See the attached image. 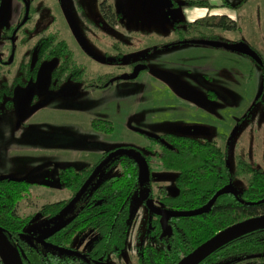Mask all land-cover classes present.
<instances>
[{"label": "rangeland", "instance_id": "rangeland-1", "mask_svg": "<svg viewBox=\"0 0 264 264\" xmlns=\"http://www.w3.org/2000/svg\"><path fill=\"white\" fill-rule=\"evenodd\" d=\"M28 1L34 11L15 38L13 57L6 33L8 27L23 17V2L0 0V51L13 62L0 67V92L3 88H12L18 76H23L26 85L27 71L23 66L28 62L34 64L39 42L54 32H59L73 50L75 59L86 67V79L106 74H130L133 63L139 59H147L149 65V69L143 70L136 79L118 80L106 88L85 90L82 82H52L51 70L58 64L52 60L42 65L37 81L28 82L29 89L43 92L35 95L29 104L31 111L24 117L18 101L26 97L29 89L26 91V87L19 84L23 91L19 87L17 91L14 89V96L0 94V144H5V155L10 157L0 164V174L12 168V177L26 176L24 179L31 182L34 198L24 199L18 205L23 217L34 215L26 229L29 236L36 239L58 224L59 216L45 218L39 213L45 204L71 196L59 179L60 168L67 165L82 168L93 163L92 153L103 146L133 145L148 153L146 145L151 140L141 132L150 135L175 132L215 138L227 149L233 173L239 157L264 168L262 65L245 54L223 48L216 50L194 44L163 48L162 45L177 40V36L173 24L166 19L164 5L157 0ZM103 3L113 7L115 19L104 16ZM254 9L258 13L254 15L256 26L252 33H247L251 30L248 25L230 31L198 27L196 32H204L221 42H237L246 36L259 48L264 61V0H255ZM183 46L186 47L181 48ZM216 51L219 54H211ZM231 54L237 55L239 60H226ZM233 86L242 90L235 91ZM209 87L219 90L221 99L207 97ZM189 92L202 103L192 99ZM92 118L111 120L114 133L95 131L90 124ZM189 125L201 127L194 132L188 129ZM221 133L224 135L220 136ZM151 169L152 182L131 199L125 250L119 256L110 254L100 264H139L142 246L149 243L159 246L157 238L149 233L148 222L149 208L160 205L155 196L149 195L151 191L157 193L160 187H165L171 195L177 194V173L161 168L156 158L151 162ZM121 173L120 166L102 169L92 188ZM234 186L239 191L244 190V177H235ZM97 237L95 230H84L75 236L72 246L80 253L86 252ZM223 264L249 262L239 258Z\"/></svg>", "mask_w": 264, "mask_h": 264}, {"label": "trees", "instance_id": "trees-1", "mask_svg": "<svg viewBox=\"0 0 264 264\" xmlns=\"http://www.w3.org/2000/svg\"><path fill=\"white\" fill-rule=\"evenodd\" d=\"M177 3L182 6L214 8L206 0H182ZM103 5L105 15L115 19L113 8L105 3ZM31 11H34L33 7ZM198 27L234 30L238 25L226 14H207L193 22L178 21L174 25V33L178 39L171 45L212 38L203 34L204 32L197 34ZM52 58L62 61L52 71L54 78L71 73L74 79L84 82L87 88H106L113 84L111 79L114 74L86 79L85 69L77 63L74 52L68 43L60 38L58 32L50 33L40 41L33 65L30 62L23 66L27 71L28 80L36 78L42 62ZM262 66L264 67V63ZM22 77L14 81L12 88H3L0 94L14 95V89L25 83ZM90 124L100 133L113 134L115 131L114 123L108 119L92 118ZM145 135L151 140V146L146 148L148 151L151 149V153L141 152L143 150L138 146L124 145L105 151L97 162L82 168L74 165L60 168L61 184L71 191L72 196L45 204L39 213L45 218L59 216V222L70 217L74 219L65 228L45 239V242H31L23 236L28 234L26 229L33 222L34 215L23 217L18 212V205L24 199L31 201L34 198L31 182L24 178L0 180V226L19 251L24 264H100L105 262L110 254L119 256L123 253L129 237L131 199L150 181L149 179L143 184L140 182L137 161L128 155L112 157L102 168H112L120 164L122 173L110 176L92 188L98 176L96 174L83 195L73 204L72 201L101 162L111 153L124 148L138 150L144 156L149 170H152L151 162L156 158L161 168L177 173V194H169L165 187H160L157 193L150 194V197L156 196L159 199L161 210L187 211L200 208L208 203L217 191L231 182L234 183L235 177L242 176L246 181V188L242 191L236 190L237 195H220L208 213L170 217L166 229L157 210L150 208L149 233L157 238L159 246L151 243L142 246L139 249V264H176L224 228L264 214L263 167H257L249 160L239 157L233 173L228 162V151L216 139L166 133L162 135L164 144L160 146L157 145L156 139ZM151 174L150 171V176ZM71 204V208H68ZM87 229H93L98 234L90 249L83 253L66 252V249L75 250L72 246L75 236ZM239 258L248 260L249 264H264V226L229 241L200 264H223ZM0 264H3L1 259Z\"/></svg>", "mask_w": 264, "mask_h": 264}, {"label": "water", "instance_id": "water-1", "mask_svg": "<svg viewBox=\"0 0 264 264\" xmlns=\"http://www.w3.org/2000/svg\"><path fill=\"white\" fill-rule=\"evenodd\" d=\"M25 5V18L20 24L22 26L29 18L30 14V8L31 5L28 0H22ZM163 3V5L166 7L167 15L175 16V10H174V3L172 0H158ZM18 28L14 31L13 37L15 36ZM185 42V41H184ZM195 43H202V44H209L214 47H224L231 51H237L243 54H246L253 58L258 63H261V58L259 54L251 48L247 43L245 42H237V43H223L220 41H213V40H195ZM147 68V65L145 64H139L137 65L133 72L128 75L124 76H118L112 79L114 80H132L139 76V73ZM116 155H128L130 157H133L139 164V178L140 182L143 184L145 180H147L150 176V170L148 167V164L145 160V158L135 149H120L114 152L109 158H107L101 165L97 167V169L94 171L92 176L86 181V183L81 187V189L78 191L76 196L74 197L72 204L76 202L85 192L88 185L91 183L92 179L95 177V175L100 171V169L106 164L111 157H114ZM7 178L12 179H20L16 177H12L9 175H1L0 180H4ZM226 193H233L237 195L234 187L232 186V183L230 185L220 189L217 191L214 196L200 208L194 209V210H187V211H170V210H158V214L161 216V222L163 224V227L166 229L167 222L170 217H183V216H196L201 215L204 213H208L211 211L214 203L218 199V197L222 194ZM71 205H69L68 208H71ZM74 217H70L66 220H62L61 222H58L57 225L52 227L48 232L43 234L42 236L36 238L39 242H45V239H47L49 236L55 234L56 232L60 231L61 229L65 228ZM264 226V214L258 215L255 217L248 218L246 220L237 222L233 225H230L223 230L217 232L215 235H213L211 238L207 239L203 243H201L199 246H197L194 250L189 252L187 255L182 257L176 264H200L203 260H205L208 256H210L212 253H214L216 250H218L220 247L228 243L229 241L235 239L236 237L245 234L249 231H252L254 229L260 228ZM25 238L30 239V236L23 235ZM66 252L70 254L79 253L76 250L72 249H66ZM0 259L2 260L3 264H24L23 259L17 250V248L10 242L8 237L5 234L4 229L0 226Z\"/></svg>", "mask_w": 264, "mask_h": 264}, {"label": "flooded vegetation", "instance_id": "flooded-vegetation-1", "mask_svg": "<svg viewBox=\"0 0 264 264\" xmlns=\"http://www.w3.org/2000/svg\"><path fill=\"white\" fill-rule=\"evenodd\" d=\"M158 1V0H157ZM173 1V0H172ZM23 2V1H22ZM160 2V1H159ZM177 2H179V1H173V3H174V10H175V16L173 17V16H171V15H167V10H166V7L164 8L165 9V16H166V19L170 22V23H172L173 24V27H174V25L176 24V22H178V21H184V20H186L185 18H184V14H183V6L182 5H180L179 3H177ZM30 3V2H29ZM161 4H163L162 2H160ZM30 5H31V3H30ZM32 5H31V8H30V14H29V18H28V20L22 25V26H20V24L22 23V21L24 20V18H25V5H24V3H23V6H22V12H23V17L21 18L20 17V19L14 24V25H12V26H10V27H8L9 28V30H8V32L6 33V38L8 39V41L10 42V44H11V46H9L10 47V50H11V52H12V54H11V56H13L14 57V54H15V51H16V43H15V38H16V36H17V34L23 29V27L26 25V23L31 19V13H32ZM34 8V7H33ZM106 13L104 12V16L107 18V19H112L111 17H109L108 15H105ZM187 21V20H186ZM18 26H20V28L17 30V32H16V34H15V36L13 37L12 35H13V33H14V31L18 28ZM239 28V27H238ZM220 29H222V28H220ZM207 30H214V28L212 29V28H208ZM223 30H226V29H223ZM226 31H230V30H226ZM59 33V32H58ZM175 34V33H174ZM60 38H61V36H60ZM62 39V38H61ZM177 39H178V37H177ZM196 40V39H195ZM195 40H193L192 41V43H189V44H194V45H204V46H206V47H211V48H214V49H220V48H223V49H226V48H224V47H214V46H211V45H209V44H202V43H195L194 41ZM197 40H213V41H219L217 38H209V39H197ZM66 41V40H65ZM177 40H175V41H172V42H170V43H167V44H164V45H162V47L163 48H165V47H169V46H176V45H171L172 43H175ZM67 42V41H66ZM221 42V41H220ZM237 42H244L243 40H238ZM237 42H228V41H224L223 40V43H237ZM246 43V42H245ZM39 44H40V42H39ZM248 44V43H247ZM69 45V44H68ZM181 45H185V44H181ZM251 48H253V49H256V48H254L252 45H250V44H248ZM7 47H5V49H6ZM71 49V48H70ZM72 50V49H71ZM226 50H228V49H226ZM257 50V49H256ZM73 51V50H72ZM231 51V50H230ZM234 52H237V51H234ZM256 52H258L259 53V56H260V58H261V63H258L257 61H255L253 58H251L250 56V58L253 60V61H255V63H258L259 65H262L263 63H264V61H263V59H262V57H261V52L260 51H256ZM240 53V52H239ZM243 54V53H242ZM246 55V54H245ZM248 56V55H247ZM13 57L11 58V60H13ZM74 58H75V54H74ZM52 60H55V62L57 61L58 62V64H56V65H54V67H53V69H55L56 68V66H59L61 63H62V61L60 60V59H58V58H52V59H49V60H45L44 62H42V64H41V66H40V69H41V67H42V65L43 64H45V63H49V62H51ZM76 60V59H75ZM48 61V62H47ZM77 61V60H76ZM13 62H11L10 63V59L9 60H7L3 55H2V53H1V51H0V67L2 68V67H4V66H8L9 64H12ZM28 63H30V62H28ZM77 63L78 64H80V65H82L83 66V68L85 69V71H86V67L83 65V64H81V63H79L78 61H77ZM250 63H251V65L252 66H254L253 65V63H252V61H250ZM139 64H145V65H147V68L145 69V70H148L149 69V65H148V61H147V59H139V60H136L134 63H133V70H134V68L137 66V65H139ZM40 69H39V71H38V74H37V76H36V78H33V79H29L28 81H27V83H26V85H23V87H26V89L24 88V90H28L29 89V85H28V82L29 81H37L38 80V75H39V72H40ZM53 69L51 70V79H52V82L54 81H56V82H61V83H63L65 80H71V81H75V82H82V81H79V80H76V79H74L73 77H72V74L71 73H66V74H64L62 77H60V78H54L53 76H52V71H53ZM133 70H132V72H133ZM131 72V73H132ZM86 73V72H85ZM130 73V74H131ZM142 73V71L139 73V76H140V74ZM86 75V74H85ZM128 75V74H127ZM122 76H124V75H122ZM138 76V77H139ZM207 76H209V75H207ZM18 77H21V76H18ZM17 77V78H18ZM115 77H118V76H114L112 79H114ZM137 77V78H138ZM209 78H212L211 76H209ZM112 79H111V82H115V81H118V80H114V81H112ZM136 79V78H135ZM120 80H122V79H120ZM133 80V79H132ZM52 82H50V84L52 83ZM82 83H84V82H82ZM20 85H18L15 89H16V91H17V88L19 87ZM84 86H85V83H84ZM109 86H111V85H109ZM20 87H22V86H20ZM19 87V88H20ZM95 88H97V87H85V90H90V89H95ZM21 89V88H20ZM99 89V88H98ZM44 90H46V89H44ZM16 91L14 92V95H15V93H16ZM20 91H23L22 89L20 90ZM25 91V92H26ZM219 90H217L216 88L214 89V88H211V87H209V89L208 90H206V92H207V97H209V98H214L215 96H218L219 95V93L220 92H218ZM25 92H24V94H25ZM43 92V91H42ZM42 92H39V93H35L32 89H29L28 90V93L26 94V97H24V99H22L21 101L19 100L18 101V104H19V109H20V111L22 112V114L24 113V115H22V117H24L25 116V114H27V113H29L31 110H30V103H31V101H33V99L35 98V95L36 94H40V93H42ZM192 92H189L188 94L191 96V98L192 99H195V101H199L200 103H202L199 99H197L198 97L195 95V94H191ZM13 95V96H14ZM21 95H23V94H21ZM12 97V96H11ZM18 98L20 99V94L18 95ZM10 101V100H9ZM11 102L12 101H10L9 102V104H11ZM206 103V102H205ZM204 102H203V104H205ZM206 104H208V103H206ZM36 108V107H35ZM33 111V110H32ZM189 128L188 129H190V131H194V132H197L199 129H200V127L201 126H192V125H189L188 126ZM143 133V132H142ZM166 133H172V134H178V135H186V134H179V133H175V132H165V133H162V134H160V135H150V134H148V133H143V134H147V135H150L152 138H154V139H156V141H157V145H163L164 144V139H163V137H162V135H164V134H166ZM108 135H111V134H108ZM220 135H224L223 133H221ZM187 136H191V137H195V138H200V137H198V136H194V135H187ZM201 139H211V138H201ZM150 140V139H149ZM151 144L152 143H150V144H147L146 145V148H148L149 146H151ZM122 146H124V145H122ZM115 147H119V146H115ZM115 147H112V148H107V146H104L103 147V152H102V154L100 155V157H98V158H96L95 160H94V162L93 163H95V162H97L102 156H103V153L105 152V151H107V150H110V149H113V148H115ZM124 149H129V148H124ZM130 149H132V148H130ZM150 151H148V153L150 152L151 153V149H149ZM136 151H138V150H136ZM116 152V151H115ZM139 152V151H138ZM142 152V151H141ZM114 153V152H113ZM113 153H111L107 158H109ZM140 153V152H139ZM144 153V152H143ZM141 154V153H140ZM142 155V154H141ZM143 156V155H142ZM144 157V156H143ZM106 158V159H107ZM112 158V157H111ZM110 158V159H111ZM105 159V160H106ZM109 159V160H110ZM104 160V161H105ZM104 161H102L101 163H103ZM138 163V162H137ZM92 164V163H91ZM107 164V163H106ZM101 165V164H100ZM105 165V164H104ZM139 165V164H138ZM116 166H120L121 168H122V166L120 165V164H118V165H116ZM104 167V166H103ZM115 167V166H114ZM102 169H105V168H101L100 169V171L102 170ZM99 171V172H100ZM122 171H123V168H122ZM151 172H152V170H150ZM98 175H99V173H97ZM119 175V174H118ZM96 176V175H95ZM113 176V175H112ZM98 177V176H97ZM96 177V178H97ZM149 179H150V181H149ZM152 180H153V177H152V174H151V176H149V178L147 179V180H145V181H149L148 183H147V185L149 184V183H151L152 182ZM144 181V182H145ZM232 183V186H233V182H231ZM146 187V186H145ZM234 187V189H235V191L237 190L236 189V187L235 186H233ZM239 191V190H238ZM151 193H153L152 191L150 192V194ZM233 194V193H232ZM235 195V194H234ZM71 196H72V194H71ZM70 196V197H71ZM69 197V198H70ZM149 197H150V195H149ZM156 197V196H155ZM157 198V197H156ZM158 199V198H157ZM159 200V199H158ZM146 202H147V200H146ZM159 205L160 206H157V208H153L152 206H150V207H152V209L153 210H157V214H158V210H161V203H160V201H159ZM150 209V208H149ZM150 212V211H149ZM159 215V214H158ZM160 216V215H159ZM161 217V216H160ZM150 219H151V216H150ZM149 219V220H150ZM62 220H66V219H62ZM61 220V221H62ZM60 221V222H61ZM25 235H28V234H25ZM29 236V235H28ZM27 239V238H26ZM30 239H31V242L32 241H36V239L35 238H32L31 236H30ZM29 240V239H28ZM30 241V240H29Z\"/></svg>", "mask_w": 264, "mask_h": 264}, {"label": "crops", "instance_id": "crops-1", "mask_svg": "<svg viewBox=\"0 0 264 264\" xmlns=\"http://www.w3.org/2000/svg\"><path fill=\"white\" fill-rule=\"evenodd\" d=\"M173 1H179L180 2L182 0H173ZM206 1H208L211 5H213L214 8L209 9V8H205V7L183 6V14H184V16H186L185 19L188 22H193L197 18L204 17L207 14H226L237 22V25L239 28H241L243 25L245 27H247V25H248L251 28V30H250V32H247V33H252V28H254L256 26L255 22H254V15H256V12L258 13V11H256L254 9V1L255 0H206ZM225 2L229 3V5L226 4ZM247 33L245 35H247ZM243 37H245V38H241L240 40H243L244 42L252 45L254 48H256L259 51V48L256 46V44H254V42H249V40L246 39V36H243ZM184 47H186V46H183L181 48H184ZM216 50H219V49H216ZM211 54H219V51L212 52ZM226 60L231 61V62L237 61V60H239V57L237 55L231 54L228 56V59H226ZM233 88H234L233 90H235V91L242 90L236 86H233ZM94 90H97V89H94ZM160 92H161V96H162V88H160ZM218 92H220V91H218ZM218 97H219L218 100L221 99V92L219 93ZM216 98H217V96H215L213 98V100H216ZM231 101H233V99ZM8 104H9V100H8ZM211 139L215 140V138H211ZM4 146H5V144H3V145L0 144V164L1 163L3 164L4 161L10 159V157L8 155L7 156L5 155ZM102 152H103V148H101V150L96 149L92 153L93 154V160L100 157ZM20 161H21V159H20ZM33 164H34V162H33ZM6 171L7 172H5L6 174H4V175H9V176H12V174H10V173L14 172V170L12 168L7 169ZM0 176H1V174H0ZM13 177H15V176H13ZM24 177L26 178V176H24ZM24 177H22V178H24ZM67 194H72V193H71V191H68Z\"/></svg>", "mask_w": 264, "mask_h": 264}]
</instances>
